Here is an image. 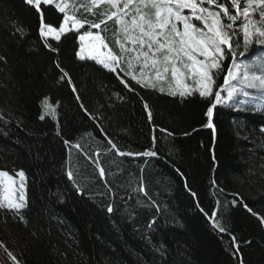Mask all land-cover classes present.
<instances>
[{
    "label": "trees",
    "instance_id": "obj_1",
    "mask_svg": "<svg viewBox=\"0 0 264 264\" xmlns=\"http://www.w3.org/2000/svg\"><path fill=\"white\" fill-rule=\"evenodd\" d=\"M42 10L46 23L62 22L54 5ZM39 23L25 0H0V169L22 168L28 177L26 223L0 211V251L8 263L14 264L7 252L21 264H264V111L218 105L213 133L205 126L209 101L141 87L123 73L81 61L78 36L71 33L59 42L49 38L59 49L51 52ZM114 28L109 21L102 34L116 50ZM261 55L264 50L252 46L236 63ZM231 64V58L224 62L218 85ZM60 68L79 100L60 79ZM45 97L58 102L56 119L39 118ZM108 140L123 152L157 155L120 156Z\"/></svg>",
    "mask_w": 264,
    "mask_h": 264
},
{
    "label": "snow or ice",
    "instance_id": "obj_2",
    "mask_svg": "<svg viewBox=\"0 0 264 264\" xmlns=\"http://www.w3.org/2000/svg\"><path fill=\"white\" fill-rule=\"evenodd\" d=\"M25 2L38 13L39 35L49 51H59L48 42L49 38L59 42L62 37L71 33L78 36L80 41L77 56L81 61L91 59L118 76L123 73V77H129L135 84L158 89L161 93L166 91L164 85H167V92L171 96L179 95L184 98L198 95L209 101L210 106L206 110L208 121L205 126L212 129L213 133V112L218 105L234 102L258 112L264 111V55L249 64L236 63L238 57L246 56L252 46L264 50V0H244L243 4L242 0ZM42 5H54L55 9L63 14L62 22L56 26L51 22L46 23ZM81 9L84 12L77 15ZM89 15L93 18L89 19ZM109 21L115 26L111 37L116 50L110 46L108 37L102 34L108 31ZM16 33L24 35L23 29L19 27L16 28ZM229 58L232 64L223 76V84L218 85L217 78L224 71V62ZM57 67L59 68V64ZM60 71V79L71 85V90L77 93L76 99L79 100L77 88L69 73L63 68H60ZM123 77L121 83L128 87ZM253 92L256 95H253ZM223 93H226V96L222 95ZM117 96L120 98L119 94ZM241 96L243 99H238ZM42 105L44 114L39 118L44 120L46 116H50L56 119L58 102L50 103L49 98L45 97ZM81 107L83 108L82 104ZM144 108L147 110L148 120L151 121L153 114L146 102ZM260 131L264 132V128ZM64 143L70 144V141L66 140ZM108 143L120 156L157 155L155 151L123 152L111 140H108ZM75 147L80 149L81 145L77 143ZM96 156L98 157L99 153H96ZM93 162L97 163L99 176L105 178V169L97 160L94 159ZM67 177L76 184L72 170L67 172ZM27 179L22 168L11 174L0 169V211H7L25 223L22 213L28 208ZM76 186L79 188V185ZM140 190L147 195L145 189ZM231 203L235 205L237 201L233 200ZM153 206L158 207L155 204ZM243 206L252 213V209L246 204ZM107 211L111 213L113 208L109 206ZM260 220L264 223V217H260ZM152 224H155V220L149 227ZM213 227L221 233L226 232V228L214 219ZM231 240L236 241L235 235H231ZM3 246L0 243V247ZM235 250L239 252V244H235ZM7 255L14 264H21L11 252H7Z\"/></svg>",
    "mask_w": 264,
    "mask_h": 264
},
{
    "label": "flooded vegetation",
    "instance_id": "obj_3",
    "mask_svg": "<svg viewBox=\"0 0 264 264\" xmlns=\"http://www.w3.org/2000/svg\"><path fill=\"white\" fill-rule=\"evenodd\" d=\"M0 264H9L4 254L0 251Z\"/></svg>",
    "mask_w": 264,
    "mask_h": 264
},
{
    "label": "rangeland",
    "instance_id": "obj_4",
    "mask_svg": "<svg viewBox=\"0 0 264 264\" xmlns=\"http://www.w3.org/2000/svg\"><path fill=\"white\" fill-rule=\"evenodd\" d=\"M69 2L71 3L72 2V0H69ZM80 12L81 13H83L84 12V10L83 9H81L80 10ZM96 31V30H95ZM79 43H80V41H79ZM89 60H91V59H89ZM165 86V88H166V90H167V85H164ZM239 99H241V98H243L242 96L241 97H238ZM10 174H11V172H10ZM16 247H17V245H16ZM1 258V257H0Z\"/></svg>",
    "mask_w": 264,
    "mask_h": 264
}]
</instances>
